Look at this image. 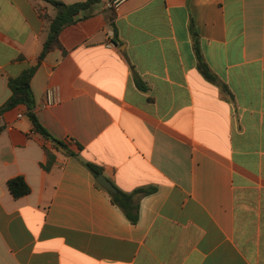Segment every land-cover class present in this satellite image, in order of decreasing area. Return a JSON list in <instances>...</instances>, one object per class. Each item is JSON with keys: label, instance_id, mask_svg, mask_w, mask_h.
<instances>
[{"label": "crops", "instance_id": "1", "mask_svg": "<svg viewBox=\"0 0 264 264\" xmlns=\"http://www.w3.org/2000/svg\"><path fill=\"white\" fill-rule=\"evenodd\" d=\"M113 1L66 27L32 79L65 147L23 104L0 116V264H264V0ZM55 15L0 0V107ZM191 25L219 83L198 69ZM86 163L148 192L136 224Z\"/></svg>", "mask_w": 264, "mask_h": 264}, {"label": "trees", "instance_id": "2", "mask_svg": "<svg viewBox=\"0 0 264 264\" xmlns=\"http://www.w3.org/2000/svg\"><path fill=\"white\" fill-rule=\"evenodd\" d=\"M43 1L51 4L56 10L55 17L48 18L45 16L46 20H48V37L44 43L43 50L38 57L37 64L25 69L20 76L9 79L8 85L12 94L8 101L2 107H0V116L4 112L20 104H23L28 109V117L32 121L36 132L45 138L51 139L56 144L65 147V144L52 137L38 120L36 115V100L31 86L32 79L41 62L45 59L49 52L55 49H63L62 43L60 41L61 32L66 27L75 24L77 21L91 17L93 15L94 7L99 5L103 0H86L74 4H66L60 0ZM191 34L193 39V47L198 62V69L209 81L219 83L218 78L211 71L209 65L204 59L200 47L199 35L193 25H191ZM86 166L96 178L102 175V169L97 165L86 163ZM7 185L10 193L16 199H20L30 193V187L22 176H17L10 179L7 182ZM109 193L111 195L112 202L123 211L132 224H136L139 220L140 209L139 200L136 199L148 192L143 189H138L132 193H126L121 190H118L117 194H113L111 192Z\"/></svg>", "mask_w": 264, "mask_h": 264}, {"label": "water", "instance_id": "3", "mask_svg": "<svg viewBox=\"0 0 264 264\" xmlns=\"http://www.w3.org/2000/svg\"><path fill=\"white\" fill-rule=\"evenodd\" d=\"M97 182L106 190H108L109 192L113 193V194H117L118 193V189L116 188V186H114V184L108 180L106 177H104L103 175L99 176L97 178Z\"/></svg>", "mask_w": 264, "mask_h": 264}, {"label": "built area", "instance_id": "4", "mask_svg": "<svg viewBox=\"0 0 264 264\" xmlns=\"http://www.w3.org/2000/svg\"><path fill=\"white\" fill-rule=\"evenodd\" d=\"M122 1L123 0H114L112 3L108 5V7H117ZM54 101L55 100L53 98V95L50 94V96H48V103H53ZM19 117H22V115L20 114Z\"/></svg>", "mask_w": 264, "mask_h": 264}, {"label": "rangeland", "instance_id": "5", "mask_svg": "<svg viewBox=\"0 0 264 264\" xmlns=\"http://www.w3.org/2000/svg\"><path fill=\"white\" fill-rule=\"evenodd\" d=\"M54 8V7H53ZM48 37V33H46V38Z\"/></svg>", "mask_w": 264, "mask_h": 264}]
</instances>
